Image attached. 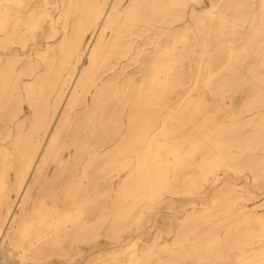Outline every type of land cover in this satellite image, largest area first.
Returning <instances> with one entry per match:
<instances>
[{"label": "rangeland", "instance_id": "rangeland-1", "mask_svg": "<svg viewBox=\"0 0 264 264\" xmlns=\"http://www.w3.org/2000/svg\"><path fill=\"white\" fill-rule=\"evenodd\" d=\"M70 1L0 0V264H264L262 0H125L94 104L66 99Z\"/></svg>", "mask_w": 264, "mask_h": 264}, {"label": "bare ground", "instance_id": "bare-ground-1", "mask_svg": "<svg viewBox=\"0 0 264 264\" xmlns=\"http://www.w3.org/2000/svg\"><path fill=\"white\" fill-rule=\"evenodd\" d=\"M124 1L125 0H95L91 4L90 8L87 10L84 21L79 22L78 26H76V28H73L71 32H69L67 27H65L62 30V34L64 35V40L62 41L60 48L67 51L68 58L70 59L72 58L75 60V64L73 67V73L70 75V79H69L70 87L69 89H67V96H66L67 100L69 99L71 100V98L75 94V91L78 87H81V88L87 87L85 91L86 95L91 94L90 91L93 89H96V93L92 96V102L94 104L97 101L99 95L101 94V91L108 84V82L104 83L101 86V88H97L98 87L97 84L99 82H102L101 78L100 77L92 78L91 74H92L93 69H95V67L97 66V63L99 60L98 54L100 50L106 48L108 46V43H113L121 37V34L118 33V31L120 30V26H119L120 17H121L120 8L123 6ZM130 1L131 2L125 8L123 12V15L125 16H129L130 14H132V12H134L138 6L146 5V6H149L155 9L158 5L162 4L163 2V0H130ZM70 2H74L76 4L78 0H72ZM262 3L264 5V0H262ZM212 8L214 9V6H212ZM213 9L206 10L207 15L209 14L211 15ZM87 25H90L87 28L88 29L87 33H89L90 39L87 41L86 45L84 46V43L86 40V34L81 35V37L74 38V32L82 31L83 29H85ZM118 26L119 28L117 29ZM108 32L111 33V36L107 40ZM139 33L140 31L139 32L131 31L129 33L130 45L134 42L135 38L139 37ZM58 34H59L58 31L54 28L53 37L55 38ZM77 42L78 44L81 45V49L80 47L76 46ZM84 59L88 60L89 62L88 66L84 65L85 64ZM117 78H118V75L115 74L110 80L114 81V80H117ZM261 105L264 106V103H262ZM263 122H264V117H263ZM47 133H48V129L44 131L45 135ZM42 143H43L42 149L45 152V150L49 146L48 140L45 141V143L44 141H42ZM14 145H16V143H14ZM239 149H242V147L240 146ZM37 152L38 150L32 149L31 142H29V143H26V146L20 152L19 156L20 158L24 159L26 164L30 165V163L33 160L34 155L37 154ZM67 163H68L67 160L64 161L62 157L59 158L60 166H63ZM27 168H28V173L25 176L20 177L21 179H19V176L17 178L18 173L15 171V176L18 179L15 191L17 192L18 196H20L22 199H27L31 197V184L29 183L31 182V179L34 177L36 173V170L34 167L33 169L31 167H27ZM7 178L9 179V177ZM76 186L78 189H80L81 182L79 181L76 184ZM59 210H60L59 207L55 208L54 213H56L57 211L59 212ZM64 234L65 232L63 231V229H61L60 232L56 234L55 236L60 235V237H64Z\"/></svg>", "mask_w": 264, "mask_h": 264}]
</instances>
